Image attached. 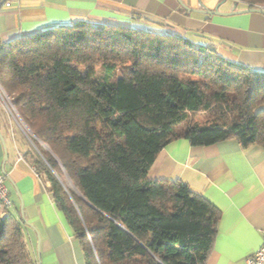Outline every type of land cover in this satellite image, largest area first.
Here are the masks:
<instances>
[{"label":"trees","instance_id":"16d2710c","mask_svg":"<svg viewBox=\"0 0 264 264\" xmlns=\"http://www.w3.org/2000/svg\"><path fill=\"white\" fill-rule=\"evenodd\" d=\"M0 86L85 264H205L220 211L185 182L147 173L180 137L264 146V72L169 32L74 21L0 40ZM24 223L0 207V264H38Z\"/></svg>","mask_w":264,"mask_h":264},{"label":"crops","instance_id":"0c3cea01","mask_svg":"<svg viewBox=\"0 0 264 264\" xmlns=\"http://www.w3.org/2000/svg\"><path fill=\"white\" fill-rule=\"evenodd\" d=\"M0 0V40L9 41L74 21L169 32L210 45L224 59L264 72V13L236 0ZM214 10L218 13H214ZM210 13H209V12ZM11 125V124H10ZM0 173L10 209L38 264H85L80 242L56 207L50 183L24 154L23 136L0 116ZM4 172V173H3ZM150 180H180L219 211L212 251L205 264H243L261 244L264 229V146L236 139L191 145L167 143L147 173ZM19 213V214H18Z\"/></svg>","mask_w":264,"mask_h":264},{"label":"rangeland","instance_id":"374dc122","mask_svg":"<svg viewBox=\"0 0 264 264\" xmlns=\"http://www.w3.org/2000/svg\"><path fill=\"white\" fill-rule=\"evenodd\" d=\"M255 6L264 7V3H257V4H255ZM102 75H103L102 70L100 68H97L96 69V76L101 78ZM0 116H1L2 120L4 121V124H6L8 127L12 126L14 128V130L16 129L23 136V138L27 144V147L29 149L26 152L29 154V156H30L29 158L30 159H35L36 157L42 158V156L40 155V152H39L40 149L36 148L35 144L32 141V138H34L33 135L30 133V131L28 130L27 127H26V129H24L22 124L19 121H17V123H15L12 120V117L8 115L6 108L3 105L1 100H0ZM196 119L201 120L202 117L197 116ZM37 143L39 144V146L41 147L42 150L51 153L50 149L47 147L46 144H43L42 142H37ZM49 169L54 175H56L55 170H53L51 167H49ZM60 171H61V177H59V179L64 183V185L67 188L73 190L74 192H77L76 188L73 186L70 179L65 174L64 170L62 168H60Z\"/></svg>","mask_w":264,"mask_h":264},{"label":"built area","instance_id":"2783aa9c","mask_svg":"<svg viewBox=\"0 0 264 264\" xmlns=\"http://www.w3.org/2000/svg\"><path fill=\"white\" fill-rule=\"evenodd\" d=\"M11 1L12 0H5L4 5L6 7H9L11 4ZM255 7H258V6H255ZM259 8L264 9V7H259ZM0 100L5 106L8 115L12 117V120L15 123L19 121L22 124L23 128L26 129V126L24 125L21 118L17 114L16 109L11 104L8 96L4 93L1 86H0ZM4 178H5L4 175L0 173V207L10 208L11 201L9 198L8 189L4 183ZM243 264H264V229L262 230V239H261L260 246L253 253L245 257Z\"/></svg>","mask_w":264,"mask_h":264},{"label":"water","instance_id":"95a60500","mask_svg":"<svg viewBox=\"0 0 264 264\" xmlns=\"http://www.w3.org/2000/svg\"><path fill=\"white\" fill-rule=\"evenodd\" d=\"M246 10L247 11H258V12L264 13V9L263 8H259V7L247 8ZM214 13H218V11L214 10ZM0 139H1V142H2L3 147H4V160H6V158H7V149H6V144H5V141H4V137L2 136L1 132H0Z\"/></svg>","mask_w":264,"mask_h":264}]
</instances>
